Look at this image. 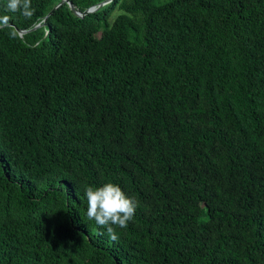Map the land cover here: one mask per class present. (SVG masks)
I'll return each instance as SVG.
<instances>
[{"label": "trees", "instance_id": "16d2710c", "mask_svg": "<svg viewBox=\"0 0 264 264\" xmlns=\"http://www.w3.org/2000/svg\"><path fill=\"white\" fill-rule=\"evenodd\" d=\"M61 1L0 0V264H264V0Z\"/></svg>", "mask_w": 264, "mask_h": 264}, {"label": "clouds", "instance_id": "9594fccd", "mask_svg": "<svg viewBox=\"0 0 264 264\" xmlns=\"http://www.w3.org/2000/svg\"><path fill=\"white\" fill-rule=\"evenodd\" d=\"M6 10L21 12L30 17L34 11L31 0H8ZM8 16L0 17V25L6 24ZM87 199L86 215L99 228L106 230L111 241H118L117 228H127L134 219L139 202L129 196L121 186L114 182H106L100 186H88L85 189Z\"/></svg>", "mask_w": 264, "mask_h": 264}, {"label": "water", "instance_id": "95a60500", "mask_svg": "<svg viewBox=\"0 0 264 264\" xmlns=\"http://www.w3.org/2000/svg\"><path fill=\"white\" fill-rule=\"evenodd\" d=\"M112 0H105V1H103V2H100L99 4H97V5H95V6H91L90 8H88L86 11H84V12H79V11H77L75 8H74V6H73V4L71 3V2H67L66 0H62L61 2H59L56 6H54L48 13H47V15L44 17V19H43V23H45V21L48 19V17L51 15V14H53L61 5H63L64 3H67V5H68V7H69V9L76 15V16H78V17H83V16H85V15H87V14H90V13H93V12H95L96 10H98V9H100L101 7H103V6H105V5H107V4H109L110 2H111ZM38 27H40V24H37L32 30H34V29H36V28H38ZM26 33V31H18V34H19V36H22V34H25Z\"/></svg>", "mask_w": 264, "mask_h": 264}, {"label": "rangeland", "instance_id": "374dc122", "mask_svg": "<svg viewBox=\"0 0 264 264\" xmlns=\"http://www.w3.org/2000/svg\"><path fill=\"white\" fill-rule=\"evenodd\" d=\"M168 1H170V0H160L157 2V4H163V3H166ZM116 14H117V12L114 13V15H116Z\"/></svg>", "mask_w": 264, "mask_h": 264}]
</instances>
